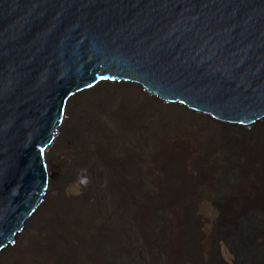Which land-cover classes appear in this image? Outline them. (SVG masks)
Wrapping results in <instances>:
<instances>
[{
	"label": "water",
	"instance_id": "water-1",
	"mask_svg": "<svg viewBox=\"0 0 264 264\" xmlns=\"http://www.w3.org/2000/svg\"><path fill=\"white\" fill-rule=\"evenodd\" d=\"M132 86L227 132L233 157L216 203L236 209L216 235L219 264H229L223 244L233 264H264V196L229 190L261 172L264 0H0V256L56 182L49 149L71 99ZM145 190L132 170L130 227ZM163 210L161 229L168 201ZM124 252L122 264H148Z\"/></svg>",
	"mask_w": 264,
	"mask_h": 264
},
{
	"label": "bare ground",
	"instance_id": "bare-ground-1",
	"mask_svg": "<svg viewBox=\"0 0 264 264\" xmlns=\"http://www.w3.org/2000/svg\"><path fill=\"white\" fill-rule=\"evenodd\" d=\"M147 99L159 103L156 99L142 94L139 89L133 86L125 89L100 90L92 95L75 97L71 99L65 110L64 116L66 117V115H68V118H66L64 124L59 129L57 138L54 142L64 141L66 142V146L63 148L61 147L55 154L56 157L51 156L50 163L53 165L52 177L57 181V176L61 173L62 168L65 166L64 163L67 161L65 159H67L71 150L76 149V143H78L80 149L76 151L74 158H71L69 161L71 165L79 166L77 169H80L81 175L79 178H77L78 175L75 174V176L68 175L67 184L80 181L82 183L94 179L93 183H91V181L88 182V186L91 188L90 196H96V198L99 197V199L104 198L101 200L103 201V208L105 209L104 216H101V219L105 220L109 224V227L100 232L91 230L94 232L92 233L91 231H87L89 232L87 237L88 242L85 244L84 229L88 225L84 228V223L91 222L92 224V221L98 222L100 220L96 215L95 209L91 208L89 204H84V207H70L66 205L68 207L63 206L54 208L52 207L53 193L48 191L44 198L45 201L41 203L36 213L27 220L24 228L17 235V237L20 238V244L22 243V250L25 246L22 258L20 259L18 258V254H14L11 259H8V255L10 257L13 252L18 250V246L13 247L15 245H12L6 248V252L3 256H0V264H122L121 257L124 255V251L127 250V247L135 251V253L143 259L144 263H149V261H151V256L147 255L144 220H148L147 214L152 208V205H157L160 199L165 198L167 192L168 196L166 200L168 201L170 212L164 220H161V223H163V233L159 236V252L169 254L168 258H165L167 264H174L176 262L173 250L170 251L171 247H173V245H171L172 238H170V232H172V230L174 231L180 211L185 205L190 204L188 202L193 204L196 208L194 212L198 218H200V223L197 226L199 229L197 235H199L202 245L203 243L205 245L206 241L207 243L210 241L206 232L208 220L205 212L207 209L211 208L217 215H223L217 217L234 215L236 208L231 211L223 205L216 203L210 196L213 189L212 178H209L204 188H201L202 191H199L196 186H189V179L191 180V178H189L188 170L185 168V163L188 166V160L192 161V154L197 148H201V145H199V142L195 138L197 128L193 125H189L187 122L182 123L184 122L183 118L185 114H191L187 115L189 118L195 115L196 118L205 120H201L200 123H198L197 121L199 119L195 120L192 118L194 120L193 123L198 125V127L203 122H206L208 125L215 128V126L218 127L217 123L209 120L205 116L202 117L201 115L194 114L184 107L172 105L174 106H171L172 112L177 114L176 121L172 125H163L146 129L142 134L138 132L141 134L142 139L136 141L135 132L132 130L130 131L126 126V114L128 113V108L126 107L132 103L136 105L140 103L141 105L147 106ZM85 102L89 104L81 113L79 110L85 106ZM92 103L103 104L105 110L102 114L93 116L92 113L86 112V110H88L87 107ZM158 107H160V105H158ZM145 108L146 107H144V109ZM149 109L152 112L150 107ZM113 111L118 116L116 120L114 119L115 114L112 113ZM147 113H149V111ZM112 121L117 123V131L114 127L112 128ZM177 122H180V124ZM128 123L132 124L131 122ZM103 125L107 127V131L110 132V135L114 132L119 134L116 144V146H119H114L110 151L116 149V154L121 150L122 153L120 157L116 155L120 161L115 160L112 165L110 164L108 156L105 159L99 157L102 153L103 145L108 141L104 134L99 133ZM141 130L144 131V129ZM98 135L102 139L101 143ZM238 140L243 142L245 136H239ZM83 142H85L86 145L85 150L82 151L80 144H83ZM119 147L122 149L120 150ZM52 148L53 146L50 147L49 151H51ZM208 148L202 150L204 156L210 154V151L206 152ZM255 150L254 152L260 154L262 160H264L263 152H261L262 148H259L260 152L257 151V148H255ZM112 153L114 154V152ZM130 158L133 159L131 163ZM214 158L213 156L212 161H214ZM123 166H128L130 168L129 172L125 174L120 173ZM95 167L99 169L100 175L104 174L102 179L103 184L99 183L98 179L100 176L95 175ZM163 167L168 169L171 168V172L168 170L166 176L163 174L164 178L155 177L152 170L154 169L160 174ZM132 170L135 177H138L139 181L142 180L144 182L146 192L144 196L136 200V205L139 207L141 217L137 221V225L130 227L126 226L125 221H123L128 211L126 201L129 197L123 190L128 186ZM152 177L155 178L150 179ZM256 180L255 184H245L242 182L233 183L229 190L232 193H248L253 196H264V172L262 173V170ZM93 188H96L94 193ZM159 188L164 189L161 194ZM54 190L57 191V193H61V185H56ZM90 213H95L92 215L91 219ZM38 220H42L43 225H45L44 229L33 226ZM33 233L35 234L32 235ZM204 233L207 237L204 236ZM32 237L39 240L37 242V245H40L39 247L28 245V240ZM175 240L173 241L175 242ZM147 245L149 246V244ZM205 247L206 245L203 247V250ZM221 254L226 259L227 263H234V254H232L224 244L221 247ZM191 261L188 257L183 256L180 258V262H176L175 264H186V262H189V264H197Z\"/></svg>",
	"mask_w": 264,
	"mask_h": 264
},
{
	"label": "rangeland",
	"instance_id": "rangeland-1",
	"mask_svg": "<svg viewBox=\"0 0 264 264\" xmlns=\"http://www.w3.org/2000/svg\"><path fill=\"white\" fill-rule=\"evenodd\" d=\"M147 100H148V104H147L148 107L145 105H141L140 103H138L137 105L132 103V104L127 105V107H126V108H128V111H127L128 113L126 114V117H127L126 126H127V129L135 132L134 135H135L136 141H140L142 139L141 134L144 133L146 131V129L156 128V127L163 126V125H172L176 121L177 114H174L172 112V110H171L172 105L160 104V103H156L154 101H151L149 99H147ZM88 104L89 103L85 102V106L83 108L81 107L82 109H80L79 111L82 113ZM158 105H160V107H158ZM144 107H146V108L144 109ZM149 107L152 109V112L150 111ZM172 107H174V106H172ZM87 108H88V110H86V112L92 113L93 116H97L99 114H102V112L105 110L103 108L102 103H92ZM148 111H149V113H147ZM107 112H108V108H107ZM112 113L115 114L114 119L116 120L118 118V116L116 115V113H114V111ZM187 115H191V114H189V113L185 114V116L183 118L184 122H182L181 119L180 120L182 123L187 122V123H189V125H193L194 127L197 128V134H196L195 138L199 142V145H201V148L200 147L197 148L196 151L192 154V161L188 160V166L185 163V168H186V170H188V173L190 176L189 178H191V180H192L191 181L189 179V181H190L189 186H191V185L196 186V188L199 191H202L201 188H204L205 183L208 182V179L212 178L213 179V189H212L210 196L213 198V200L215 202H217V201L220 202L221 199L219 200V198L216 197V195L218 196L221 193L222 194L221 198L222 199L226 198L225 193H226V189H228V187H227L228 184H226L224 182L223 177L228 172V169H230V166H231L230 159L233 157L234 145L230 141V139L228 138L227 132L223 131L221 128L216 127V126L214 128L211 125H208L206 122H203L202 124L199 125V127H200V129H199L198 125L193 123L194 122L193 119H195V120L199 119L197 121L198 123H200L201 120L202 121H205V120L200 119V118H196L195 115L191 116L193 118L192 119V118L187 117ZM65 118H68V115H66ZM135 119H137V120H135ZM128 122H131L132 124H129ZM169 123H171V124H169ZM177 123L180 124V122H177ZM113 127L116 131L118 130L117 129V123L113 122L112 128ZM141 129H144V131H142ZM74 132H75V128H74ZM138 132L141 134H139ZM99 133L104 134L105 138H107V140H108L103 145L102 153L99 155V157H101V158L103 157V159H105L108 156V158L110 159L111 165L114 163L115 160L120 161V159H118L116 157V155L117 156L119 155V157L121 156V153H122L121 149L122 148L119 147L121 151H119L118 154L115 153L116 149L110 151L111 148L116 146V144L118 142L119 134L117 132H114L112 135H110V132L107 131V127L105 125L102 126ZM257 135H258V137H260L259 136L260 132ZM98 137L100 138V143H101L102 139L99 135H98ZM258 143L259 144H257V147H256L257 151L260 152L259 148H262L261 152H263V157H264V145L261 142H258ZM78 145L79 144L76 143V147H75L76 149H74L75 151L71 150L69 152L67 159H65V160H67L64 163L65 166H64V168H62L61 173H59L57 176L58 182L56 181L55 184L51 186V188L49 189V192L53 193V199H52L53 205H52V207H54V208L55 207L60 208L63 206L68 207L66 205H69L70 207H74V206L84 207V204H89L91 206V208L95 209L96 215L100 220L98 222L92 221L93 226H92L91 222L90 223H84L85 225L83 224L84 228L86 227V225H88L84 229V243L87 244V242H88L87 237H88V234L91 230H93L94 232L95 231L96 232L97 231L98 232L104 231L107 227H109V224L105 220L101 219V216H104V210H105L103 208L104 204L101 201L104 198H101L98 200V198H96V196H95V198L93 196H90L91 188L88 186V182L91 181V183H93L94 179H92L93 181L88 180L87 182L84 181L82 183H81V181L80 182H74L72 184H67V182H66L67 177H69L70 175H74V174L78 175L77 178H79V176L81 175L80 169H77L79 166L76 165L77 166L76 167L75 165H71V162L69 161V160H71V158H74L76 151H79L80 148ZM80 145H81V150L82 151L85 150V145H86L85 142H83V144H80ZM65 146H66V142H64V141L54 143L53 148H52V151L54 150L52 152V157H56L55 154L61 149V147L63 148ZM109 146H110V148H109ZM118 146H116V147H118ZM208 146H209V148H208ZM99 147H98V149H99ZM205 148H208V150L206 152L210 151V154H208V156L203 155L202 150H204ZM112 152H114V154ZM213 156L215 157L214 161H212ZM256 159H257V164L259 165V167L261 168L262 173H263L264 172V163H263L264 160H262V157L259 160H258V158H256ZM132 160L133 159L130 158V163L132 162ZM125 167L128 169H126ZM125 167L123 166V168H121L122 170L120 173L125 174V173L129 172L130 168L128 166H125ZM168 170H169V172H171V168L168 169V168H164V167H163V170H161L160 174H159V172H156V170H154V169L152 170V172L155 175V177L164 178L163 174H165V176H166ZM103 177H104V174H102V179H103ZM155 177H152L150 179H153ZM58 183L62 187L61 193L60 192L57 193V191L54 190V187L56 185H59ZM94 191H96V188H93V193H94ZM159 191L161 194V192H163L164 189L159 188ZM243 194H245V193H243ZM167 196H168V192H167L165 197H167ZM165 199L166 198H164L163 201H161V199H160L159 203H157V205H152V208L148 211V214H147L148 220L147 219L144 220V223H145V226H144L145 231L144 232L147 233V234L144 233L145 240H146L147 253H148L147 255L151 256V261H149L151 263H148V264H167L165 258H168L169 254H164V253L159 252V247H160L159 238L156 236V234H151L153 232L155 233L158 231H163V229L157 228L155 226L157 224H155L154 222L157 221L160 217V214H158V213L159 212L161 213L164 211L163 209L165 208L166 201H167V200L165 201ZM188 203H190V204L185 205L181 209L180 215L178 217V221L174 227V231L172 230V232H170V238H172L171 245H173V247H174V248L171 247L170 251L173 250V255H175L176 262H180V258L185 256V257H188L190 259V261L192 259L191 262L197 263V264H219V263H221V259H220L221 257L217 253L218 248H217V242H216L217 241L216 235L218 234V232L220 230L223 229L224 221H225L224 217H217V216H223V215L222 214L217 215L215 213V211H213V209H211V208L207 209V211L205 212V215H206L207 220H208V223H207L208 228H206V232L208 234V238H210V241H209V243H207V241H206V243H205L206 247L203 250V247L205 245H204V243H203L204 246L202 245V243L200 242V239H199V235H197V232H199V229L197 226L200 223V218H198V216L194 212L196 210V208L193 206V204L191 202H188ZM219 204H221V203H219ZM222 205H223V202H222ZM94 214L95 213H90V219L92 218V215H94ZM194 214H195V216H194ZM130 217H131V215H130V211L128 209V211L126 213V217L123 220V221H125V225L131 226V218ZM136 223H137V221H136ZM33 226H37L39 229L45 228V225H43L42 220H38L36 223L33 224ZM87 231H89V232H87ZM93 231H91V232L94 233ZM176 231H177V234H176ZM34 234L35 233H33L32 235H34ZM204 236H206L205 233H204ZM175 237H177V238H175ZM17 240L18 241L16 242L15 246H13V247L18 246V250L13 252V254L10 257L8 255V259H11L14 254H18L19 255L18 258H20V259L22 258V253L25 251V246L23 247V250H22V243L20 244V238L17 237ZM173 240H175V242ZM28 241H29L28 245H30L32 247H39L40 246V245H37L38 244L37 242L39 240H37L35 237L30 238ZM147 244H149V246ZM163 255H164V257H163ZM158 258H160V259H158ZM14 259H16V258H14ZM158 261H161V262H158ZM186 264H189V262H186Z\"/></svg>",
	"mask_w": 264,
	"mask_h": 264
},
{
	"label": "snow or ice",
	"instance_id": "snow-or-ice-1",
	"mask_svg": "<svg viewBox=\"0 0 264 264\" xmlns=\"http://www.w3.org/2000/svg\"><path fill=\"white\" fill-rule=\"evenodd\" d=\"M0 247H3V245H0Z\"/></svg>",
	"mask_w": 264,
	"mask_h": 264
}]
</instances>
